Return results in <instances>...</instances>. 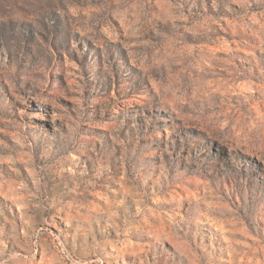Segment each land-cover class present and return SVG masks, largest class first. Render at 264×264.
I'll return each instance as SVG.
<instances>
[{"label": "rangeland", "instance_id": "obj_1", "mask_svg": "<svg viewBox=\"0 0 264 264\" xmlns=\"http://www.w3.org/2000/svg\"><path fill=\"white\" fill-rule=\"evenodd\" d=\"M0 264H264V0H0Z\"/></svg>", "mask_w": 264, "mask_h": 264}]
</instances>
